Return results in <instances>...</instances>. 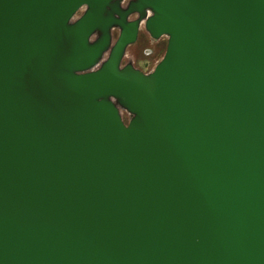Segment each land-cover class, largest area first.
I'll return each instance as SVG.
<instances>
[{
    "label": "water",
    "instance_id": "95a60500",
    "mask_svg": "<svg viewBox=\"0 0 264 264\" xmlns=\"http://www.w3.org/2000/svg\"><path fill=\"white\" fill-rule=\"evenodd\" d=\"M126 1L0 0V264H264V0Z\"/></svg>",
    "mask_w": 264,
    "mask_h": 264
},
{
    "label": "rangeland",
    "instance_id": "374dc122",
    "mask_svg": "<svg viewBox=\"0 0 264 264\" xmlns=\"http://www.w3.org/2000/svg\"><path fill=\"white\" fill-rule=\"evenodd\" d=\"M129 0L124 3L127 5ZM132 16L131 19H134ZM118 36L114 33V39ZM167 45V38L163 37L158 41L153 40L146 30L142 28L138 41L129 46L125 53L123 64H132L135 68L144 73H150L162 59Z\"/></svg>",
    "mask_w": 264,
    "mask_h": 264
},
{
    "label": "flooded vegetation",
    "instance_id": "af4514ba",
    "mask_svg": "<svg viewBox=\"0 0 264 264\" xmlns=\"http://www.w3.org/2000/svg\"><path fill=\"white\" fill-rule=\"evenodd\" d=\"M130 1V0H129ZM116 33V32H115ZM138 38H139V36H138ZM138 41V40H137Z\"/></svg>",
    "mask_w": 264,
    "mask_h": 264
}]
</instances>
